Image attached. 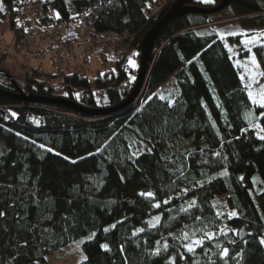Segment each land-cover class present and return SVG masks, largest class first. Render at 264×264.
<instances>
[{"label": "trees", "instance_id": "1", "mask_svg": "<svg viewBox=\"0 0 264 264\" xmlns=\"http://www.w3.org/2000/svg\"><path fill=\"white\" fill-rule=\"evenodd\" d=\"M42 1L68 25L92 14L96 30L126 33L108 61L113 69H89L98 96L85 74L48 75L19 64L25 92L95 109L125 98L116 86L131 71L130 54L177 0L160 1L150 17L156 0ZM21 3L0 2V22L14 33ZM229 5L237 15L264 14V0ZM208 15L187 13L160 29L141 96L118 113L89 116L0 94V264L43 261L87 235L76 264H264V113L232 59L231 46L240 47L244 34L219 36L203 25ZM0 86L14 91L2 76ZM251 112L257 126L243 117ZM132 141L148 149L133 152ZM188 238L202 243L189 252Z\"/></svg>", "mask_w": 264, "mask_h": 264}, {"label": "built area", "instance_id": "2", "mask_svg": "<svg viewBox=\"0 0 264 264\" xmlns=\"http://www.w3.org/2000/svg\"><path fill=\"white\" fill-rule=\"evenodd\" d=\"M162 0H156L147 11L146 16L150 17L151 11L159 9ZM152 7H158L152 10ZM153 13V14H154ZM57 11L52 4H45L42 0H22L14 15V33L11 25L9 30L15 38L12 42V49L0 45V53L7 50L21 57L24 61L34 60L35 70H42L38 60L47 59L50 69L49 74H78L82 76L85 66L93 60L98 67H103L111 59L115 49L114 43L118 44L126 36L124 32L99 31L94 27L92 14L80 17L76 22L68 25L64 20L56 18ZM3 23V22H0ZM19 37V38H18ZM15 44L18 46L14 50ZM44 72V70L42 71ZM45 77L40 80L43 81ZM50 83V81L48 82ZM129 77L127 76L116 88L121 92L129 91ZM53 91L60 87L59 82H54ZM94 96L99 94L96 88L91 89ZM6 120L13 121L12 116L6 115ZM36 121L37 118L35 117Z\"/></svg>", "mask_w": 264, "mask_h": 264}, {"label": "rangeland", "instance_id": "3", "mask_svg": "<svg viewBox=\"0 0 264 264\" xmlns=\"http://www.w3.org/2000/svg\"><path fill=\"white\" fill-rule=\"evenodd\" d=\"M155 6H158V4L155 3ZM157 8L158 7H152V10H156ZM153 13L154 11H151L149 15H153ZM207 21V25L205 26H208L210 29L214 30L221 37L226 36L229 33L244 34L243 43L240 45L241 48L238 47L239 44L237 43H234L233 46H231L232 59L237 69L239 70L238 74L241 78L242 85L247 89L248 94L251 93V95H249L250 100L252 101L254 107L262 108V110L260 111V115H262L264 113V105H262L260 101L264 99V14L251 13L245 15H237L235 9L229 5L218 12L209 13ZM14 38L15 36L9 30V26L6 23H0V45L6 46L7 48L11 47L12 49V42ZM248 41L251 42L249 43ZM116 43H114L115 48L117 46ZM243 48L248 50V54L244 56H239V51H241V49ZM13 49L17 50L18 46L15 44V47ZM136 52V50L133 51L128 58V69L136 70L138 66L139 51L137 52V54ZM0 57V70L5 71V73L11 78H13V80L20 86V81L22 80L24 72L21 67H19V64L21 63V65L23 66L34 68L35 63L37 62L34 60H28V62L24 61L26 59L15 54L13 50L12 52L7 50L6 53H0ZM130 59L134 62L135 66L129 63ZM253 60H255V63H253ZM38 63H41L40 65L42 67V70L36 71L42 72L44 70V73L47 74V70L50 69L47 59L41 60L40 58L38 60ZM94 63L95 61L92 60L89 65H86L84 67V73L88 76L90 80L91 88L94 87L92 82L93 72H90L89 69L97 68V65ZM108 67H111L113 69L111 62H108L104 67H101L99 70L102 71ZM128 75L129 80H132L133 75L130 73V71ZM0 76L7 78L3 73H1ZM49 81L50 78H46L43 79L42 82L48 83ZM56 82H58V80H56ZM56 96L57 95L52 97ZM78 96L79 93L75 92L74 97L78 98ZM252 116L253 113L251 112L245 114L243 117L246 121H249L251 125L257 126L258 123H253ZM131 148L133 152H136L137 150L148 149L147 146H145L144 148L143 144L137 141L131 142ZM89 237L90 236L87 235L77 238L65 247L47 254L45 256V260H37L32 264H76L85 258V253L81 249V244L84 240L88 239ZM196 241L198 240L192 238L186 239L187 246L194 247L196 245Z\"/></svg>", "mask_w": 264, "mask_h": 264}, {"label": "water", "instance_id": "4", "mask_svg": "<svg viewBox=\"0 0 264 264\" xmlns=\"http://www.w3.org/2000/svg\"><path fill=\"white\" fill-rule=\"evenodd\" d=\"M190 1L191 0H177L176 2L172 3L168 11L159 20H157L153 24V26L146 32V34L139 43L138 66L136 68L135 78L133 80V83L131 84V88L127 95L117 105L105 108L87 109L79 106L75 101L69 102L68 99L60 96L50 98L37 97L25 92L23 88L19 84H17L13 80V78L7 75L3 70H0V74L3 73L7 78L11 80V82L14 84V91H7L0 86V94L3 96L10 97L14 100L23 102H45L63 104L89 116L114 114L130 106H133L136 104L142 94L149 72V63L153 44L160 29L169 21L174 20L177 17L187 13L194 12L209 14L218 12L228 6L232 0H222L221 2L211 7L191 5L189 3Z\"/></svg>", "mask_w": 264, "mask_h": 264}, {"label": "snow or ice", "instance_id": "5", "mask_svg": "<svg viewBox=\"0 0 264 264\" xmlns=\"http://www.w3.org/2000/svg\"><path fill=\"white\" fill-rule=\"evenodd\" d=\"M208 2H211V0H208ZM3 9H2V7H0V11H2ZM57 16H58V14H57ZM249 43L251 42V41H248ZM129 63L130 64H132L133 66H135L134 65V62L130 59L129 60ZM253 63H255V60H253ZM133 79H134V77H133ZM78 95V94H77ZM249 95H251V93L249 94ZM260 103L262 104V105H264V99H262L261 101H260ZM262 131H264V129H262ZM261 139H264V137H261ZM142 195H144V194H142ZM147 195H149V196H151L152 194L151 193H148ZM0 215H3V213H0ZM232 216H234L235 215V213H232L231 214ZM158 219V218H157ZM138 231H143V229H140V230H138ZM202 242L201 241H196L195 242V244H197V245H199V244H201ZM260 243L261 244H264V239H262L261 241H260ZM102 247L103 248H105L106 250L108 249V246L105 244V245H102ZM187 251H189V252H192V251H194V248L192 247V246H187ZM228 255V250L227 249H225L224 250V256L226 257Z\"/></svg>", "mask_w": 264, "mask_h": 264}, {"label": "clouds", "instance_id": "6", "mask_svg": "<svg viewBox=\"0 0 264 264\" xmlns=\"http://www.w3.org/2000/svg\"><path fill=\"white\" fill-rule=\"evenodd\" d=\"M130 73L134 76V78H135V74H136V71H130ZM128 77H129V75H128ZM129 90H130V88H129ZM129 92V91H128ZM98 96V95H97Z\"/></svg>", "mask_w": 264, "mask_h": 264}, {"label": "bare ground", "instance_id": "7", "mask_svg": "<svg viewBox=\"0 0 264 264\" xmlns=\"http://www.w3.org/2000/svg\"><path fill=\"white\" fill-rule=\"evenodd\" d=\"M1 22H3V21L1 20ZM207 22H208V21H207ZM207 22H206V23H207ZM3 23H4V22H3ZM206 23H205V24H203V25H204V26H205V25H207ZM84 74H85V73H83V75H84Z\"/></svg>", "mask_w": 264, "mask_h": 264}, {"label": "crops", "instance_id": "8", "mask_svg": "<svg viewBox=\"0 0 264 264\" xmlns=\"http://www.w3.org/2000/svg\"><path fill=\"white\" fill-rule=\"evenodd\" d=\"M219 35V34H218ZM220 36V35H219Z\"/></svg>", "mask_w": 264, "mask_h": 264}]
</instances>
